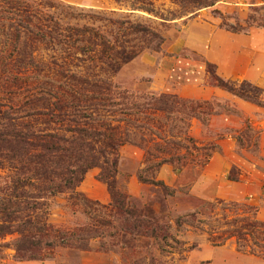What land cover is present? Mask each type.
Wrapping results in <instances>:
<instances>
[{
  "label": "trees",
  "instance_id": "obj_1",
  "mask_svg": "<svg viewBox=\"0 0 264 264\" xmlns=\"http://www.w3.org/2000/svg\"><path fill=\"white\" fill-rule=\"evenodd\" d=\"M214 2L175 0L186 12ZM78 15L54 0H0V253L10 248L16 262L43 261L57 248L88 252L90 243L96 241L94 251L98 253L130 250L131 257L120 264H165L159 257L175 249L168 241L177 243L167 234L168 228L128 206L127 197L114 190L117 152L128 143L129 128H144L129 120L140 119L152 125L160 144L144 150L147 166L137 172L139 182L162 187L160 181L142 175L148 169L155 172L162 164L174 171L186 165L205 166L217 144L186 147L172 142L175 134L188 142L192 139L181 132L174 134L177 121L169 117L183 106L185 119L205 122L203 116L213 114L210 103L168 95L132 97L117 90L108 77L133 53L114 52L111 41L100 32L70 24L81 18ZM41 52L46 60L37 57ZM206 72L214 87L262 106L264 91L260 88L245 81L223 80L211 65ZM159 116L170 123L162 124ZM248 132L242 129L231 137L239 148L250 143ZM252 134L251 146L256 151L257 132ZM91 168L99 169L97 179L109 192L106 207L76 190ZM226 180L236 181L230 172ZM60 196L71 217L76 212L89 215L87 222L51 223V205ZM204 207L210 210L206 219L192 212L177 217L175 226L203 231L212 246L232 240L237 251L264 257V222L255 218L252 207L219 200ZM216 208L221 216L211 214ZM233 209L240 212L228 218ZM121 231L149 240L143 255L137 246L119 245L116 234ZM10 235L14 238L4 242Z\"/></svg>",
  "mask_w": 264,
  "mask_h": 264
},
{
  "label": "rangeland",
  "instance_id": "obj_2",
  "mask_svg": "<svg viewBox=\"0 0 264 264\" xmlns=\"http://www.w3.org/2000/svg\"><path fill=\"white\" fill-rule=\"evenodd\" d=\"M54 1L80 14L81 18L70 20V24L100 32L111 41L114 52L133 53L108 77L117 90L132 97L168 95L210 103L213 114L203 116L205 122L185 119L183 106L181 110L176 107L169 117L177 121L174 134L181 132L192 139L188 142L175 134L172 142L186 147L217 144L205 166L186 165L174 171L169 164H162L155 172L148 169L142 173L160 181L162 187L139 182L136 174L147 166L144 150L160 144L152 125L140 119L129 120L144 128H129L128 143L117 152L114 190L127 197L128 206L140 209L146 217L168 228L167 234L177 243L168 241L175 249L159 259L165 264H264L263 256L237 251L232 240L212 246L203 231L174 224L177 217L192 212L199 213L198 219H206L210 210L204 206L218 200L252 207L255 218L264 222V95L260 98L262 106L244 102L214 87L206 72V66L211 65L214 74L223 80L245 81L264 91V0H215L212 6L189 12L180 9L175 0ZM39 54L42 56H33L46 60L44 52ZM159 118L166 126L170 123ZM246 128L250 130V143L239 148L231 137ZM252 131L257 132L256 151L251 146ZM229 172L235 182L226 180ZM98 173L97 168L87 170L76 190L87 200L106 207L110 195L97 179ZM64 202L63 196L54 199L49 214L51 223L87 222L89 215L76 212L71 217L70 211L62 207ZM234 211L240 212L233 209L228 218ZM215 213L221 216L218 208L211 212ZM13 238L14 235L7 236L4 242ZM116 239L120 246H137L140 255L149 242L123 231L116 234ZM90 246L88 252L57 248L49 259L27 262L14 261L12 250L5 248L0 253V264H120L132 255L130 250L95 252L96 241Z\"/></svg>",
  "mask_w": 264,
  "mask_h": 264
}]
</instances>
